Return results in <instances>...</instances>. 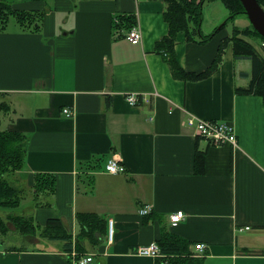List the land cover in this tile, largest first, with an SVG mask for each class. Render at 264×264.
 I'll list each match as a JSON object with an SVG mask.
<instances>
[{"label":"crops","instance_id":"0c3cea01","mask_svg":"<svg viewBox=\"0 0 264 264\" xmlns=\"http://www.w3.org/2000/svg\"><path fill=\"white\" fill-rule=\"evenodd\" d=\"M0 1L13 11L0 27V131L24 139L22 163L5 177L26 180L30 193L13 208L37 224L30 234L7 225L0 264H75L86 255L92 264H185L193 257L264 264V103L235 92L248 84L241 72L250 74L251 62L233 56L232 18L221 1L203 4L202 33L220 28L211 38L177 34L174 54L189 72L205 70L222 51L208 76L186 81L172 76L155 48L168 32L162 0ZM23 11L31 17L20 19ZM132 24L141 32L136 44L125 38ZM130 92L147 100L131 105ZM188 117L230 124L237 144H211ZM113 155L123 172L105 169ZM35 174L52 175V191L37 188ZM144 204L151 209L142 215ZM178 210L183 217L172 224ZM79 213L99 215L98 229L82 231ZM51 217L60 218L69 240L43 236ZM162 234L187 247L161 251L169 248ZM150 242L159 257L135 252Z\"/></svg>","mask_w":264,"mask_h":264},{"label":"trees","instance_id":"16d2710c","mask_svg":"<svg viewBox=\"0 0 264 264\" xmlns=\"http://www.w3.org/2000/svg\"><path fill=\"white\" fill-rule=\"evenodd\" d=\"M165 2V11L163 17L168 24V32L162 36L157 42L155 48L163 53L166 61L169 64L171 74L174 78L183 81L199 80L208 76L218 65L221 57V47L218 49L215 58L209 66L199 72H189L184 69L177 61L174 54V44L177 34L182 32L186 41L204 42L220 28H215L209 34H203L201 31V23L203 20L202 8L205 2L214 0H162ZM229 11L231 18L237 14L244 13V8L239 0H219ZM264 10V0H257ZM13 13L10 5L4 1H0V27L4 23L8 14ZM20 19L30 18L27 13L16 12ZM245 14V13H244ZM30 16V17H29ZM134 24L127 26V30L133 27ZM232 34L233 56L235 58L249 59L251 62V72H241V75L247 77L250 75L249 82L246 86L235 87V92L245 94H258L262 97L264 103V54L251 42L246 40L248 36L258 37L262 42L260 47L264 49V38L251 25V28L240 29L234 27ZM24 156V139L19 132L16 131H0V208H13L17 206L21 198L19 190L5 177L9 170H14L20 167ZM34 185L44 191H52L54 187V177L48 174H35ZM7 220L0 217V233L7 231V225L12 224L14 229L20 233L30 234L35 231L37 224L31 216L11 215L8 214ZM77 221L82 231L95 232L101 224V217L94 213H79ZM43 230V236L51 239H70L65 225L60 218H48ZM85 231V232H86ZM178 241V242H177ZM161 244V243H160ZM168 245L169 248L162 249L163 252H172L187 247V242L174 240L166 234H162V244ZM189 258V257H188ZM173 261H175L173 259ZM177 263V262H175ZM173 262V264H175ZM185 264H203L202 258H190Z\"/></svg>","mask_w":264,"mask_h":264},{"label":"built area","instance_id":"2783aa9c","mask_svg":"<svg viewBox=\"0 0 264 264\" xmlns=\"http://www.w3.org/2000/svg\"><path fill=\"white\" fill-rule=\"evenodd\" d=\"M125 38L132 44H136L140 42L141 32L137 26H133L127 30ZM264 44V42H263ZM126 100L131 105H137L139 102L143 100H147L145 94H139L136 92H130L125 95ZM66 116H70L71 111L68 108L63 110ZM188 125L194 126L195 133L201 138H204L208 142L213 145L220 144H237V136L233 127L222 121L216 119H203V118H193L188 117L186 120ZM105 169L111 173L123 172L125 170V166L116 156H112L109 158L105 164ZM150 205L144 204L140 209L139 213L142 215L148 214L150 212ZM183 217V211L178 210L170 214L169 220L172 224H176ZM248 229L249 227H244ZM113 236V220H108V238L111 239ZM204 244L199 242L195 244V248L198 250H202ZM136 253L150 255L153 257H159L161 255V251L156 242H150L146 245H140L135 249ZM92 256H79L75 257V264H92Z\"/></svg>","mask_w":264,"mask_h":264},{"label":"rangeland","instance_id":"374dc122","mask_svg":"<svg viewBox=\"0 0 264 264\" xmlns=\"http://www.w3.org/2000/svg\"><path fill=\"white\" fill-rule=\"evenodd\" d=\"M221 3H218L220 10H222V9L225 10V8L222 6L223 3L222 4ZM234 27H238V28H242V29H246V28L250 29L251 28V24H250V22L246 16V14H244V13L237 14L235 17L232 18L231 21H229L227 23L226 28H228L230 31L232 30V28L234 29ZM246 40L251 42L253 45H255V47L258 48V50L264 54V49L260 47V43L262 41L258 37H255L252 35V36L246 37ZM244 62L246 63V67L250 64L249 59L244 61ZM6 177L9 180L10 184L19 190V194L22 193V195L28 197L31 188L28 186L26 180L24 182H22V184H18L17 182H13V179L10 178V176H6ZM22 210H24V209L21 206L17 207V208H8V207H4L2 209L0 208V217L5 218V216H6L5 214L21 215Z\"/></svg>","mask_w":264,"mask_h":264},{"label":"water","instance_id":"95a60500","mask_svg":"<svg viewBox=\"0 0 264 264\" xmlns=\"http://www.w3.org/2000/svg\"><path fill=\"white\" fill-rule=\"evenodd\" d=\"M250 24L264 38V10L257 0H239Z\"/></svg>","mask_w":264,"mask_h":264}]
</instances>
